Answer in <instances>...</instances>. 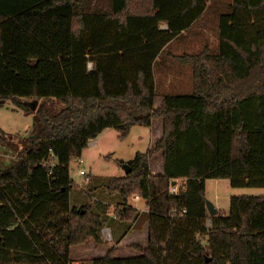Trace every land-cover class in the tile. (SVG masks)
Masks as SVG:
<instances>
[{
  "label": "trees",
  "instance_id": "trees-1",
  "mask_svg": "<svg viewBox=\"0 0 264 264\" xmlns=\"http://www.w3.org/2000/svg\"><path fill=\"white\" fill-rule=\"evenodd\" d=\"M213 1L0 0V105L39 125L0 168V264H71L70 247L101 243L104 211L70 206L69 165L104 129L124 137L157 119L153 146L104 185L119 199L115 219L135 220L128 199L144 200L146 245L87 263L264 264V196H233L215 216L204 196L205 179L264 188V0L221 2L216 50L174 57L190 67V91L155 106L157 59ZM10 138L0 129L15 151Z\"/></svg>",
  "mask_w": 264,
  "mask_h": 264
},
{
  "label": "rangeland",
  "instance_id": "rangeland-1",
  "mask_svg": "<svg viewBox=\"0 0 264 264\" xmlns=\"http://www.w3.org/2000/svg\"><path fill=\"white\" fill-rule=\"evenodd\" d=\"M226 1L229 0H214L211 8L209 7L198 24L188 29L182 39H177L170 46L165 47L160 58L164 56L166 59L162 58L160 62H156L154 68L157 84L155 103L159 102L162 94L190 91V67L183 64L179 67V64L175 62L174 64L178 65L177 68L180 70L181 83L168 86L161 81L164 75H169L165 69V63L174 61V59L170 60L171 55L197 53L205 47L210 52L216 50L217 30L213 26L216 16L222 12L220 10H224L221 2L225 3ZM201 27H206V30L202 31ZM49 103L50 101H48ZM54 108L59 109L60 105L57 104ZM0 129L6 136L11 137L12 144L17 146L14 151L12 148L0 144V168H4L18 159L22 141L31 135H36L39 125L33 114H26L11 101H6L0 105ZM158 129L161 130L160 119L154 120L151 127L135 124L130 127L124 137H119V133L114 128H106L96 138L91 139L95 142L94 145H91V142L87 143L80 157L81 162L76 160L70 163L69 175L72 180L69 190L70 206L78 208L83 204H89L99 214L104 211L103 228L109 227L112 232L111 240H105L101 235V243H95L92 239H88L70 247L71 264H88L90 259L105 255L111 248L114 249L113 254L117 257L137 256V251L129 246L133 244L146 245L147 208L140 212L132 205L134 202L129 198L128 203L137 213V217L131 222L115 219L111 213L120 205L119 199L117 196L108 194L104 185L110 178L125 175L123 165L132 161L138 152L143 153L150 147ZM79 170H83L89 180H85V176L80 175ZM157 170L158 156L156 153L150 159V173H157ZM204 187L205 200L225 212L229 207V199L233 196H264V188L232 187L228 179H205ZM135 204L138 207H146L142 199L135 201ZM207 226H211L209 220ZM129 233L132 236H127Z\"/></svg>",
  "mask_w": 264,
  "mask_h": 264
},
{
  "label": "crops",
  "instance_id": "crops-1",
  "mask_svg": "<svg viewBox=\"0 0 264 264\" xmlns=\"http://www.w3.org/2000/svg\"><path fill=\"white\" fill-rule=\"evenodd\" d=\"M159 27L161 28V29H164L165 27H166V25L165 24H160L159 25ZM202 28V31H204V30H206V27H201ZM186 32L187 31H184V32H181V34L178 36V37H176V38H174L173 40H171V42L168 44V46H170L171 44H172V42H174L175 40H177V39H182L183 38V34L185 35L186 34ZM167 47V46H166ZM165 49V48H164ZM164 53V52H163ZM175 56H177V55H171L170 56V60L171 59H174V61L172 60V61H169L168 63H165V69L169 72V75H164L163 76V78H162V82H164L165 84H168V86H170L171 84L172 85H179L180 83H181V79L179 78V69L177 68L178 67V65H176V64H174L175 62L177 63V64H179V67L181 66V63L180 62H178L174 57ZM162 58H165L164 56L162 57ZM162 58H158L157 59V62H160L161 61V59ZM166 59V58H165ZM184 65V64H183ZM157 97V96H156ZM160 101H161V97H160V100H159V102H157V103H155V106H158L159 105V103H160ZM161 122V121H160ZM152 125H153V122H152ZM151 125V126H152ZM161 136V130L160 129H158V131H157V135L153 138V140H152V142L150 143V147L154 144V142L159 138ZM89 142V141H88ZM90 142H92L93 143V145L95 144V142L94 141H90ZM149 147V148H150ZM157 156H158V172L157 173H154L153 175H157V174H161L162 173V161H161V153H158L157 154ZM159 158H160V160H159ZM137 201V200H139V198H137V197H132V202H134V203H132V205L135 207V208H138V210L140 211V212H142V211H145L146 210V207L144 208L143 206H140V207H138L136 204H135V201ZM137 203V202H136ZM145 203V202H144ZM217 209V208H216ZM147 211V210H146ZM217 211H221V210H219V209H217ZM107 228H109V227H107ZM109 230H110V232H111V229L109 228ZM146 231H147V224H146ZM112 233V232H111ZM131 233H134V232H131ZM131 233H129L127 236H132V234ZM127 256H129V255H127ZM127 256H124V257H127ZM119 257H122V256H119Z\"/></svg>",
  "mask_w": 264,
  "mask_h": 264
},
{
  "label": "built area",
  "instance_id": "built-area-1",
  "mask_svg": "<svg viewBox=\"0 0 264 264\" xmlns=\"http://www.w3.org/2000/svg\"><path fill=\"white\" fill-rule=\"evenodd\" d=\"M165 28H166V27H165ZM165 28H164V29H165ZM89 142H90V141H89ZM89 142H88V143H89ZM90 144L93 145L92 142H91ZM78 161L81 162L80 158L78 159ZM79 174L82 175V176H85V180H89L88 177L86 176V173H85L83 170H79ZM175 191H176V188H175L174 186H172V187H171V192H172V193H175ZM135 197H136V196H135ZM181 213H184V210H182ZM206 227L209 228V227L207 226V223H206ZM101 235H102V237H103L105 240H111V237H112V236H111V232H110L109 228H107V227L102 228V230H101Z\"/></svg>",
  "mask_w": 264,
  "mask_h": 264
},
{
  "label": "water",
  "instance_id": "water-1",
  "mask_svg": "<svg viewBox=\"0 0 264 264\" xmlns=\"http://www.w3.org/2000/svg\"><path fill=\"white\" fill-rule=\"evenodd\" d=\"M123 168H124V173L127 174L129 172L128 165L124 164ZM172 185H173V183H172ZM205 207H206V210H207L209 216H215L218 212L217 209L207 200H205Z\"/></svg>",
  "mask_w": 264,
  "mask_h": 264
}]
</instances>
